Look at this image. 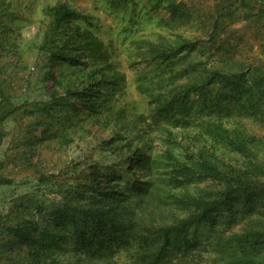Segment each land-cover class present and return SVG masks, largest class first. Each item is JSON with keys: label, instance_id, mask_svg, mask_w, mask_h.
I'll return each instance as SVG.
<instances>
[{"label": "rangeland", "instance_id": "rangeland-1", "mask_svg": "<svg viewBox=\"0 0 264 264\" xmlns=\"http://www.w3.org/2000/svg\"><path fill=\"white\" fill-rule=\"evenodd\" d=\"M58 3L81 17L67 20L42 49L47 8ZM86 32L103 43L96 57L83 49ZM180 38L195 42V50L173 62L147 55ZM215 71L224 76L209 80ZM186 83L189 88H179ZM262 91L264 0H0V213L6 227H21L24 239L8 230L0 235L6 242L0 264H26L31 244L43 228L54 230L65 203L94 207L100 192L146 179L137 158L148 145L155 153L164 148L150 118L159 92L169 99L188 92L186 120L240 129L255 138L251 158L264 159ZM227 153L218 152L232 163L245 157ZM255 189L237 195L235 225L226 226L228 214H222L214 229H198L210 250L222 243L241 249L229 237L248 227L262 231L252 242L264 245V178ZM63 247L49 251L47 261L83 259L71 235ZM116 258L130 262L123 249Z\"/></svg>", "mask_w": 264, "mask_h": 264}, {"label": "trees", "instance_id": "trees-1", "mask_svg": "<svg viewBox=\"0 0 264 264\" xmlns=\"http://www.w3.org/2000/svg\"><path fill=\"white\" fill-rule=\"evenodd\" d=\"M47 15L50 22L43 34L42 49L54 42L67 20L81 17L79 11L65 3L48 7ZM83 35V49L96 57L94 54L101 50L103 43L91 38L89 32ZM195 48V42L180 38L174 43L151 47L147 55H153L160 62H173L184 51ZM223 76L215 71L208 79ZM193 84L201 87L196 81ZM138 87L150 88L142 83ZM189 87L186 83L179 88ZM251 90L255 94V89ZM187 94L169 99L159 92L153 98L150 118L154 128L163 134L164 148L155 153L148 145L145 154L137 158L139 167L146 171V179L118 191L100 192L94 207L65 203L55 214L54 230L43 228L31 244L34 247L26 264H51L47 261L48 252L62 250L68 235L73 238L74 251L83 257L77 264H119L116 253L121 249L128 254L129 264H264L263 243L252 242L262 235L259 229L244 228L229 237L243 246L239 250L228 249L225 243L214 244L210 250L204 244L207 237L197 234L204 224L214 229L222 214H228L226 226L235 225L240 212L234 209L237 195L240 191L255 192V185L264 178V159L251 158L254 151L249 145L255 138L240 129L217 120L198 123L186 120L183 115L192 110ZM258 99L263 103L264 95ZM173 129L180 131L173 133ZM208 142L213 145L207 146ZM218 152L227 156V152L239 153L246 158L241 163L238 160L232 163ZM100 173H95L93 179L97 180ZM4 219L5 215L0 213V235L8 230L22 242L21 227H6ZM0 247H6V242L0 243ZM16 253L19 252L16 250Z\"/></svg>", "mask_w": 264, "mask_h": 264}]
</instances>
